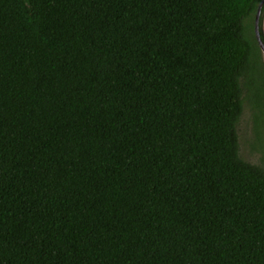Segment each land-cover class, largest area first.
Listing matches in <instances>:
<instances>
[{
    "label": "trees",
    "instance_id": "16d2710c",
    "mask_svg": "<svg viewBox=\"0 0 264 264\" xmlns=\"http://www.w3.org/2000/svg\"><path fill=\"white\" fill-rule=\"evenodd\" d=\"M259 1L0 0V264H264Z\"/></svg>",
    "mask_w": 264,
    "mask_h": 264
},
{
    "label": "rangeland",
    "instance_id": "374dc122",
    "mask_svg": "<svg viewBox=\"0 0 264 264\" xmlns=\"http://www.w3.org/2000/svg\"><path fill=\"white\" fill-rule=\"evenodd\" d=\"M236 130L238 134L240 156L252 163H262V159L264 160V157L259 151H257L258 146H251V142L252 139L255 140L257 137L255 135L260 136L263 138L262 148L264 149V127H260L259 132L255 130L252 121V113L249 111L247 103H244L243 113L236 126Z\"/></svg>",
    "mask_w": 264,
    "mask_h": 264
},
{
    "label": "flooded vegetation",
    "instance_id": "af4514ba",
    "mask_svg": "<svg viewBox=\"0 0 264 264\" xmlns=\"http://www.w3.org/2000/svg\"><path fill=\"white\" fill-rule=\"evenodd\" d=\"M250 23H251L250 31H251L252 38L258 48L259 64L261 66V71H262L264 69V0L262 1L261 6L256 7V10L254 11V13H252V18H251ZM260 42L262 43L261 45H260ZM262 73L264 75V72ZM260 80L261 79L259 78V81ZM260 127H263V126H260ZM260 127L258 126V129ZM260 139H263V138L260 137Z\"/></svg>",
    "mask_w": 264,
    "mask_h": 264
},
{
    "label": "water",
    "instance_id": "95a60500",
    "mask_svg": "<svg viewBox=\"0 0 264 264\" xmlns=\"http://www.w3.org/2000/svg\"><path fill=\"white\" fill-rule=\"evenodd\" d=\"M262 1H263V0H261V1L259 2L258 7L261 6ZM261 44H262V43L260 42V45H261Z\"/></svg>",
    "mask_w": 264,
    "mask_h": 264
}]
</instances>
